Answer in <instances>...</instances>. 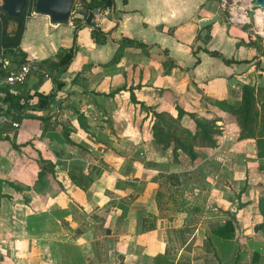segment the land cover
I'll list each match as a JSON object with an SVG mask.
<instances>
[{
  "label": "crops",
  "instance_id": "1",
  "mask_svg": "<svg viewBox=\"0 0 264 264\" xmlns=\"http://www.w3.org/2000/svg\"><path fill=\"white\" fill-rule=\"evenodd\" d=\"M91 20L73 39V21L26 16L20 47L49 74L9 90L29 94L28 104L38 93L53 97L12 115L0 90V264H264V231L254 227L263 220L264 157L253 137L239 138L226 105L242 83L264 85V52L248 43L256 35L225 20L216 0H113ZM124 37L145 45L120 46ZM69 47L64 67L42 62ZM130 88L156 110L215 117L216 145L174 160ZM181 123L195 128L188 113ZM231 216L233 235L218 237L214 228Z\"/></svg>",
  "mask_w": 264,
  "mask_h": 264
},
{
  "label": "trees",
  "instance_id": "2",
  "mask_svg": "<svg viewBox=\"0 0 264 264\" xmlns=\"http://www.w3.org/2000/svg\"><path fill=\"white\" fill-rule=\"evenodd\" d=\"M113 0H74L71 7L70 14L66 20L73 21L75 24V31L73 39L76 38V28L82 23L92 24V10L95 7L111 6ZM30 10L26 11V8ZM1 22L5 23L8 18H12L17 21V28L11 31H5L3 28L0 33V47L3 51L0 55V76L11 72L19 67L23 62L28 60L27 53L20 47V39L25 27V19L29 12L36 11L35 0H27L25 6L17 16H9L5 10L1 7ZM202 26V27H206ZM99 28L94 26L93 34L98 39ZM206 41L209 38L208 34L203 37ZM200 39V33L197 34V38ZM255 39H250L249 44L254 45L257 49L264 52V45L259 46ZM139 45L144 46L145 43L133 38L124 37L120 42V46L124 45ZM200 45H196L193 48L195 53ZM206 49L209 53L217 56H221L225 62H229L230 59L225 58L218 50ZM149 53V52H148ZM73 54V48H61L56 53V59L52 57H46L42 59V62L49 63V69H58L64 67L70 60ZM151 54V53H150ZM165 65L168 66L165 58H159ZM198 59V57H197ZM10 62H14V66L10 67ZM172 62V61H171ZM2 99L8 103V109L12 110L11 114H19L20 110L26 107L46 108L49 105L50 100L53 97V92L38 93V99L35 104H28L27 99L29 94L11 92L9 87H3ZM130 98L133 102L140 103L141 107L147 111H151L152 123L151 132L153 140L159 144L163 149L171 147L172 157L177 160L178 154L183 152L189 156L191 160H194L198 152L196 146H215L217 143V135L221 133V128L216 122L215 117H198L193 111H186L182 107L177 106V113L174 115L166 110H156L152 106L144 104V102L136 99L132 88H130ZM227 100H215L217 104H225ZM228 110L235 117V121L239 127V138L253 137L255 139L256 156L264 157V85L255 86L249 83H242L240 86V97L237 101L232 103L227 102ZM188 113L195 122L194 130L189 129L181 123V117L183 114ZM31 115V114H30ZM80 116V114H79ZM13 147L18 148V145L14 139L11 140ZM44 166L54 167V162L51 160H45ZM260 168H264V162L259 163ZM42 168L38 171L39 178L43 177ZM70 177L78 183L76 177L70 173ZM12 186H17L10 181ZM264 185V184H263ZM259 209L263 214V220L255 224V228L263 229L264 231V199L263 195L259 196ZM235 216L226 218L222 224L217 225L214 228V232L221 238H229L233 235V220Z\"/></svg>",
  "mask_w": 264,
  "mask_h": 264
},
{
  "label": "rangeland",
  "instance_id": "3",
  "mask_svg": "<svg viewBox=\"0 0 264 264\" xmlns=\"http://www.w3.org/2000/svg\"><path fill=\"white\" fill-rule=\"evenodd\" d=\"M1 2L2 0H0V4ZM216 4L218 5L219 13L225 20L242 27L247 33L256 35L258 45H264V22L261 25L256 20L258 14L264 18V7L254 5L253 0H216ZM27 10H30L29 7L26 8ZM3 28L5 31L15 30L17 28V21L8 18L5 23H2L0 10V33ZM2 51L1 46L0 55ZM233 118L235 119L234 115ZM261 195H263L264 199V187L261 190Z\"/></svg>",
  "mask_w": 264,
  "mask_h": 264
},
{
  "label": "water",
  "instance_id": "4",
  "mask_svg": "<svg viewBox=\"0 0 264 264\" xmlns=\"http://www.w3.org/2000/svg\"><path fill=\"white\" fill-rule=\"evenodd\" d=\"M27 0H2L1 7L9 16L19 15ZM74 0H35V9L38 12L46 13L54 21L66 20L70 14ZM254 5L264 7V0H253ZM220 18L218 13L208 18H202L198 24L205 26ZM13 62L10 67H13Z\"/></svg>",
  "mask_w": 264,
  "mask_h": 264
},
{
  "label": "built area",
  "instance_id": "5",
  "mask_svg": "<svg viewBox=\"0 0 264 264\" xmlns=\"http://www.w3.org/2000/svg\"><path fill=\"white\" fill-rule=\"evenodd\" d=\"M34 72H43L45 76L49 74L41 68L36 60L29 58L16 69L0 76V90L3 87H11L24 83L27 77ZM5 119V116L1 117V120ZM11 123L13 126H18V122L16 121H11Z\"/></svg>",
  "mask_w": 264,
  "mask_h": 264
},
{
  "label": "bare ground",
  "instance_id": "6",
  "mask_svg": "<svg viewBox=\"0 0 264 264\" xmlns=\"http://www.w3.org/2000/svg\"><path fill=\"white\" fill-rule=\"evenodd\" d=\"M242 17L244 18V16H242ZM256 20H257V23H258V24H261V25H262L263 22H264V18H263L260 14H258Z\"/></svg>",
  "mask_w": 264,
  "mask_h": 264
}]
</instances>
